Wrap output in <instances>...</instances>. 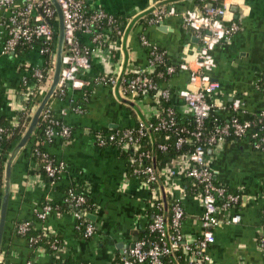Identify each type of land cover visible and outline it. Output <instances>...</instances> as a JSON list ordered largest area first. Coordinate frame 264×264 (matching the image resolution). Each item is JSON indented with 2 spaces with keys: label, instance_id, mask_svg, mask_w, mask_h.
Segmentation results:
<instances>
[{
  "label": "crops",
  "instance_id": "crops-1",
  "mask_svg": "<svg viewBox=\"0 0 264 264\" xmlns=\"http://www.w3.org/2000/svg\"><path fill=\"white\" fill-rule=\"evenodd\" d=\"M90 10L101 9L116 20L122 29L121 36L109 34L101 47H95L87 39L80 38L93 51L87 78L99 75L120 74L115 88L95 86L70 91L63 100L52 99L49 107L54 112L68 110L64 118L71 130L67 140L54 138L46 150L64 169L53 185L46 183L30 160L29 148L16 158L11 174V195L7 214L0 264H53L51 253L34 249L24 237L15 232L16 226L29 221L48 239L59 241L60 260L75 264H113L130 249L133 239L147 230L152 218L155 201L161 202L162 213L169 218V206L173 199L181 200L184 209L182 233L188 242L201 234L199 216L201 204L192 192L181 197L174 180V187H165V178L151 189L127 174L125 161L113 147L99 148L95 134L131 128L137 122H146L158 112V106L148 96L133 101L121 91L122 78L130 76L136 68L147 65V50L140 43L141 37L163 50L170 62L179 63L185 46L195 48L198 41L194 33L182 25L178 17L164 18L160 23L150 22V8L160 3L167 10L191 9L193 0H86ZM232 19L240 24V31L233 40L216 47L213 56L216 68L212 78L220 85L216 97L219 116L228 119L226 107L237 95L242 99L241 118L249 119L264 108V93L258 83L264 71V0H243L230 8ZM0 39V52H1ZM28 62L38 67L39 43L25 55L13 57L0 54V122L18 121V113L25 105L21 95L22 77L30 76ZM188 81L187 72H179L161 84L173 94L172 106L180 116H188L183 103L177 98ZM215 101V100H214ZM79 107L81 114L72 112ZM15 123V122H14ZM97 132V133H96ZM14 140L9 151L15 146ZM207 159L217 182L230 192L238 193L239 203L226 214L240 215V222L214 230L215 242L210 247L212 264H264V254L258 248V237L264 230V151L252 148L248 139L226 141L208 150ZM68 189L86 196L90 211L88 219L95 227V235L88 240L76 233L71 214L62 211V202ZM45 204L57 211L49 213L44 221H38L36 212ZM186 260V259H185ZM187 261V260H186Z\"/></svg>",
  "mask_w": 264,
  "mask_h": 264
},
{
  "label": "built area",
  "instance_id": "built-area-1",
  "mask_svg": "<svg viewBox=\"0 0 264 264\" xmlns=\"http://www.w3.org/2000/svg\"><path fill=\"white\" fill-rule=\"evenodd\" d=\"M56 1L64 17L65 48L60 81L54 98L63 100L70 91L82 90L86 99L85 89L95 86L115 88L120 74L87 78L90 55L93 50L83 44L80 38L87 39L95 47H101L111 32L121 36L122 29L116 25V20L101 9L90 10L86 0ZM193 1V8L184 11H177L174 8L167 10L160 3H154L149 12L152 24L160 23L164 18H180L182 25L194 33L198 41L197 47L190 48L186 45V50L182 52V60L179 63H172L165 51L151 45L146 38L141 37L140 43L147 50V65L141 69H133L130 76L122 78V86H120L121 93L131 101L145 96L150 97L157 106L162 101L166 107L165 115H161L158 111L153 117L157 119L155 123H149L151 119L146 122H137L135 131L125 128L120 133H110L106 136L97 133L94 142L99 148L113 145L131 148L136 154L129 158V164L133 166L132 175L151 189H154V185H158L161 177L165 178L164 186L169 190L174 187V180H180L181 185L178 186V190L182 197L186 193L184 183L188 182L192 193L201 204L202 212L199 216L201 234L192 242L185 240L182 233L184 209L180 198L171 201L169 218L163 215L161 202L155 201L154 206L158 212L152 216L147 225V231L154 235V240L138 239L133 248L128 249L121 257L120 262L113 264H162V257L172 256L177 251H181L184 257L183 261H176L175 264H212L209 250L215 242L214 230L240 222L239 214H226L239 203L240 196L238 193L230 192L223 184L215 180L207 159L208 150L225 143L227 138L232 136L235 140L246 138L253 149L264 151V108L254 115L255 119H242L243 102L235 95L225 109L230 117L222 119L218 110L220 105L216 104L220 85L212 78V72L216 68L213 51L220 45L230 43L240 31V24L232 19L230 8L243 0ZM0 39L2 43L0 54L13 57L25 55L36 43H39L43 62L35 68L28 62L22 63L25 69L31 70L29 77H22L21 95L26 102L33 101V103L29 108L22 107L20 112L30 119L45 94L52 76L57 17L50 1L0 0ZM165 62L168 63L166 75L172 77L179 72L188 73L185 88L177 94L188 116L182 117L177 114L171 103L173 94L153 78L156 67ZM162 76V74L157 75L158 78ZM258 88L264 93V71ZM30 95L33 96L32 100H29ZM34 98L39 100L35 102ZM71 110L75 114L82 113L79 107ZM67 114L66 109L54 112L48 105L41 116L42 122L46 124L42 127V139L36 138L34 146H45L54 138L67 140L71 135V130L64 121ZM176 115L184 122H193V129L185 126L177 128ZM207 120L214 122L223 120V123L215 125L211 130H206ZM11 123L13 126L18 124L16 121ZM37 128L41 129L40 124ZM151 132H165L163 141L167 142L173 138V146L176 150H180L185 145H191L192 150L168 160L165 167L156 170L151 164H145L144 160L151 159V156L148 152L140 151L138 146L140 139ZM6 135V130L0 126V141ZM158 149L166 151L168 145L161 143ZM36 153L39 154L38 151ZM43 157L47 158L45 154ZM55 164H57L56 167H53L50 160L44 165L46 175L51 180L56 175H60L64 169L63 163ZM54 183L51 181L49 185ZM86 201V196L76 192L75 189H68L63 199V203L67 205L66 212L71 214L75 221L76 230L80 231L82 239L88 240L96 232L86 214ZM53 211H57V208L51 204H45L36 212V218L42 222ZM31 225L29 221L21 222L17 225L15 232L18 236L26 238L32 246V243H36L37 240L26 237ZM43 236L51 243L50 253L53 264H68V261L60 260L57 256L62 249V244L55 239H48L44 234ZM257 244L264 254V230L259 235Z\"/></svg>",
  "mask_w": 264,
  "mask_h": 264
},
{
  "label": "trees",
  "instance_id": "trees-1",
  "mask_svg": "<svg viewBox=\"0 0 264 264\" xmlns=\"http://www.w3.org/2000/svg\"><path fill=\"white\" fill-rule=\"evenodd\" d=\"M47 60H49L48 57H45ZM169 61V59H168ZM167 61V62H168ZM165 62L162 65H159L156 67V69L154 70V75L153 78L154 80L159 83L160 85L169 80L171 78V76L166 75L165 71H166V67L168 65V63ZM162 74V78H158L157 75ZM173 77V76H172ZM33 99V96L30 95L29 96V100ZM39 99L34 98V101L37 102ZM33 101H27L25 102V108H29L31 107ZM160 105L157 107L158 111L160 112L161 115H165V109L166 107L164 106L163 102L160 101L159 103ZM57 116V114H56ZM18 117V124L16 126H13L11 122L9 121H3L0 122V126L2 128H4L7 132V135L5 137L2 138V140L0 141V198H1V194H2V173H3V159L6 155V152L8 151L9 147L11 146V144L13 143L14 140H17L20 138V136L23 134L26 126L28 125L30 119L27 118L24 113L20 112L17 115ZM176 127L180 128L182 126L188 127L189 129H193L194 127V123L193 122H184L182 119H180L179 116L176 115ZM250 119H255V116L251 117ZM157 119L152 118L149 123H155ZM223 123V120L214 122L213 120H207L205 122V128L206 130H211L213 129V127L215 125H221ZM39 124L41 126V129L37 128L35 134L33 135L31 141L29 142L27 148H29V155H30V160L35 164L36 166V170H33L32 172H37L42 178L43 180L50 184L51 181L56 182L59 175H56V177L51 180L47 177L46 172L44 170V165L46 164L47 161H52L53 167H56L57 164H55L57 162V160L52 157L49 152L46 150V146H34V141L37 139H42L43 136V131H42V127H44L46 124L44 122H42V119H40ZM138 123H136L135 126L129 128L132 131H135V129L137 128ZM123 129H117V130H113V131H101V135L106 136L109 135L110 133H120ZM97 133V132H96ZM166 133L165 132H151L148 133V135H146L145 137H142L138 143V146L140 148V151H144V152H148L151 156V159H146L144 160L145 164H151L154 169L156 170H161L163 167H165L166 163L168 162V160L175 158L177 156L180 155H184L189 153L192 150V146L191 145H185L183 146L180 150H176L173 146V138H170L169 141H163L164 135ZM70 138V137H69ZM68 138V139H69ZM235 140L234 137L230 136L227 138V141H232ZM161 143H165L168 145V149L166 151H160L158 149V145ZM50 143H47L46 145H48ZM113 148L115 147V149L117 150L118 155L120 156L121 159H123L125 161L126 167H127V174L133 178L136 179L133 175H132V170H133V166H131L129 164V158L134 157L136 154L134 153V151H132L131 148H124V147H116V145L112 146ZM36 151L39 152V154L36 153ZM43 154L46 155L47 158L43 157ZM55 162V163H54ZM186 191L188 192H193L191 191V187L189 186L188 182L184 183L183 186ZM68 191V190H67ZM87 199V198H86ZM86 214L90 211L91 207L89 206L88 200L86 201ZM62 211L66 212L67 211V205L64 204L62 202ZM152 215L156 214L157 208L153 205L152 207ZM17 229V226H16ZM96 231V230H95ZM76 233L81 237V233L80 231L76 230ZM27 238H33V240H37L36 243H32V248L34 249H38V248H42L45 250L46 253H50L51 252V243L45 239V237L43 236V233L38 230L35 229L33 225L30 226V229L28 230L27 234H26ZM139 240H146V241H152L154 240V235L150 234L147 230L145 232H141V234L139 235ZM183 254L181 253V251H177L176 253H174L172 256H165L162 257L161 262L162 264H175L176 261L180 262L183 261ZM121 257H116L114 263H118L120 262ZM68 264H75L73 262H68Z\"/></svg>",
  "mask_w": 264,
  "mask_h": 264
},
{
  "label": "water",
  "instance_id": "water-1",
  "mask_svg": "<svg viewBox=\"0 0 264 264\" xmlns=\"http://www.w3.org/2000/svg\"><path fill=\"white\" fill-rule=\"evenodd\" d=\"M49 1L53 9L55 10L57 17V39L52 76L48 88L39 101L37 107L35 108L23 134L20 136L15 146L9 151L3 164L2 194L0 198V254L2 252L4 233L7 225V214L11 195L12 167L17 156L28 146L33 135L35 134L41 116L50 104L51 100L54 98L60 81L62 59L65 48V24L63 12L58 2L56 0ZM137 240V238L133 239V243L130 245V249L133 248L134 243Z\"/></svg>",
  "mask_w": 264,
  "mask_h": 264
}]
</instances>
